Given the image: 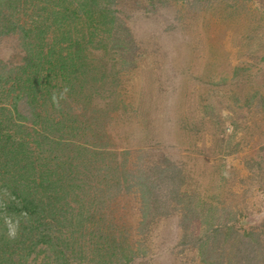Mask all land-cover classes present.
<instances>
[{"label": "trees", "instance_id": "1", "mask_svg": "<svg viewBox=\"0 0 264 264\" xmlns=\"http://www.w3.org/2000/svg\"><path fill=\"white\" fill-rule=\"evenodd\" d=\"M177 1L194 16L217 2L142 3ZM129 2L0 0V264H136L135 236L173 213L192 264H264V218L245 227L241 208L188 193L181 164L115 146L123 74L143 53Z\"/></svg>", "mask_w": 264, "mask_h": 264}, {"label": "rangeland", "instance_id": "2", "mask_svg": "<svg viewBox=\"0 0 264 264\" xmlns=\"http://www.w3.org/2000/svg\"><path fill=\"white\" fill-rule=\"evenodd\" d=\"M142 1L129 2V25L143 53L123 74L127 108L109 127L115 146L150 147L155 158L181 164L188 193L239 207L241 225H258L264 218V0H217L198 16L180 10L178 1L153 7ZM11 46L2 41L1 56ZM177 222V213L158 217L135 236L146 253L132 263H194L192 247L179 244ZM8 225L14 232V223Z\"/></svg>", "mask_w": 264, "mask_h": 264}, {"label": "clouds", "instance_id": "3", "mask_svg": "<svg viewBox=\"0 0 264 264\" xmlns=\"http://www.w3.org/2000/svg\"><path fill=\"white\" fill-rule=\"evenodd\" d=\"M67 91L68 89L65 88L61 93H59V95H57L56 93H53L52 95L53 104L59 107V102L61 99H64L66 97Z\"/></svg>", "mask_w": 264, "mask_h": 264}]
</instances>
